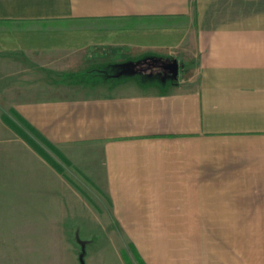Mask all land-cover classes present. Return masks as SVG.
I'll return each mask as SVG.
<instances>
[{"label":"crops","instance_id":"1","mask_svg":"<svg viewBox=\"0 0 264 264\" xmlns=\"http://www.w3.org/2000/svg\"><path fill=\"white\" fill-rule=\"evenodd\" d=\"M5 148L63 202L103 195L107 225L264 224V0H0Z\"/></svg>","mask_w":264,"mask_h":264},{"label":"rangeland","instance_id":"2","mask_svg":"<svg viewBox=\"0 0 264 264\" xmlns=\"http://www.w3.org/2000/svg\"><path fill=\"white\" fill-rule=\"evenodd\" d=\"M6 116L17 120L19 134L30 138L32 149L50 168L70 170L69 161L52 144L32 134L13 114ZM34 168L42 173L39 165ZM26 170L14 167L8 149H1L0 264H80L84 249V264H95L96 246L89 245L97 235L99 244L112 247L110 264H264V224L107 225L105 221H110L102 219L108 211L100 200L103 195L78 193L86 204L66 203L62 201L66 195L41 186L44 176L25 177L31 173Z\"/></svg>","mask_w":264,"mask_h":264},{"label":"water","instance_id":"3","mask_svg":"<svg viewBox=\"0 0 264 264\" xmlns=\"http://www.w3.org/2000/svg\"><path fill=\"white\" fill-rule=\"evenodd\" d=\"M161 68L166 71L168 75H171L172 77H176L178 73V64L175 60L170 62L161 61L160 63L156 65H151L149 68ZM80 264H84L83 259L81 258V255L79 257Z\"/></svg>","mask_w":264,"mask_h":264},{"label":"trees","instance_id":"4","mask_svg":"<svg viewBox=\"0 0 264 264\" xmlns=\"http://www.w3.org/2000/svg\"><path fill=\"white\" fill-rule=\"evenodd\" d=\"M21 122L26 126V128L35 136H37L40 140H42L43 142H45L46 144H49L50 147H53L51 145V143L45 138L43 137L35 128H33L30 124H28L24 119L20 118ZM20 132V131H19ZM22 135V137L24 138V140H26L30 145H33V142L30 140L29 137H27L25 134L20 133ZM80 252V251H79ZM81 255V258L84 261V257L86 255L85 249L83 250L82 254H79V257ZM78 257V258H79ZM80 260V259H79ZM80 262V261H79Z\"/></svg>","mask_w":264,"mask_h":264}]
</instances>
